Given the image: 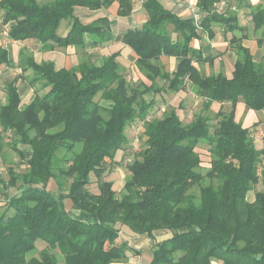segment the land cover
<instances>
[{"label": "trees", "instance_id": "1", "mask_svg": "<svg viewBox=\"0 0 264 264\" xmlns=\"http://www.w3.org/2000/svg\"><path fill=\"white\" fill-rule=\"evenodd\" d=\"M220 1L198 0L199 22L162 0L143 1L147 20L127 29L122 42L134 51L135 64L150 84L127 80L120 51L101 64L83 60L58 69L55 62H38L32 51L21 49V73L6 84V102L0 105V147L9 136L21 156L27 154L19 144L31 152L25 173L10 169L8 182L0 175V184L14 187L6 208L0 209V264H60L58 253L63 264H125L129 245L119 223L149 236L159 228L172 231V237L155 245L148 264H264V190L256 192L253 202L247 200L254 185H264V134L258 148L251 129L236 119L239 102L264 110V59L256 62L234 36L239 56L230 77L221 71L205 75L195 65L213 57H203L194 39L211 34L214 24L227 30L239 26L237 12L229 3L219 11ZM115 2L118 16L132 14L134 0H0V9L11 40L34 39L43 51L76 47L86 52L89 41L99 46L112 40L113 20L101 15L84 22L77 8L99 10ZM251 13L255 31L262 30L264 37V5L251 7ZM67 19L70 28L62 35ZM162 55L178 59L174 71L166 69ZM1 65H14L4 45ZM29 70L33 75L28 78ZM158 78L171 91L183 90L189 81L199 96L231 103L232 109L214 118L198 114L188 123L171 109L146 123L145 146L127 164L130 173L118 196L113 181L103 179L109 168L105 160H115L116 152L127 147L128 126L149 114L155 101L145 95L164 89ZM26 79L35 93L22 108L19 83ZM203 142L211 153V181L205 184L197 150ZM92 172L99 180L98 193L87 187ZM59 176L69 180L68 189ZM49 179L56 181L58 195L48 188ZM196 185L199 200L191 191ZM39 240L47 247L29 257Z\"/></svg>", "mask_w": 264, "mask_h": 264}, {"label": "rangeland", "instance_id": "2", "mask_svg": "<svg viewBox=\"0 0 264 264\" xmlns=\"http://www.w3.org/2000/svg\"><path fill=\"white\" fill-rule=\"evenodd\" d=\"M144 0H135V6L138 8V10L135 11V18L142 21L144 18L142 16L141 11L142 9V3ZM227 3H229L230 0H226ZM193 8V7H192ZM191 9V8H190ZM140 11V12H139ZM114 6L111 8H107L105 10H97L92 11L86 7H79L76 10V14L81 18L82 21L88 22L92 19L100 16L102 13H108L111 17L117 18L118 20H114L115 23L117 22L118 30H121L123 28V25L121 24L122 18H118V16L115 13ZM141 13V14H140ZM192 13L193 10H192ZM193 16V15H192ZM200 16V15H199ZM71 19H67L62 23V29L65 27H70ZM115 23L113 26H115ZM3 26L0 24V33H3ZM5 35V34H3ZM119 38H115L113 36L111 41L105 42L102 45H99L97 47H87L86 52H81L80 49L76 47H68L66 49L60 50V57H64L67 59H71L72 55H74V61L77 62L76 64L80 63L83 60H90L95 63H102L104 58L111 53L115 51H120V56L118 57V61L121 65L122 73L125 75L127 80L137 85L144 81L147 84H150L149 80H146L143 73L139 71L137 68L134 57L132 52L121 42H119ZM28 46H24V48L30 50L31 48H35L36 42L30 41L27 43ZM18 46L16 45V48ZM64 63H61L59 65H63ZM71 60L66 62L64 65L70 66ZM75 64V65H76ZM170 68H173L175 65V62L168 63ZM201 70L203 74L209 73L215 74L218 73L216 70L219 66H207L205 63H202ZM222 72H224L226 75L231 76L232 70L231 65L225 66L223 64ZM12 73L20 74L21 69L13 70ZM32 72L29 70L26 73V76L32 77ZM147 81V82H146ZM22 82V81H21ZM157 82L159 86L163 87L164 89L160 92H155L151 94H146L145 97L148 100L153 99L155 101L154 105L151 107L149 115H157V117L163 116V114L166 111H169L171 109H176L181 119L188 123L191 120L195 118L198 114L208 115L212 118L215 117V115L220 111H230L232 109L231 103L226 104H220L218 102H212L209 99H206L202 96H199L197 93V87L192 84L191 82H187L186 87L183 90L180 91H171L167 89L169 87V83L158 78ZM41 83H37L35 88H40ZM46 89H40L39 91L43 92ZM35 92H33L34 94ZM26 101V98H24V101L22 103V106H24V102ZM1 104V103H0ZM156 117V118H157ZM155 119L151 117V121ZM236 119L244 124V126H247L251 129L252 137L254 139L255 145L258 148L262 147V137L264 134V110L257 112L251 109H248L243 102H239L236 107ZM145 125H142L139 119L134 120L132 124H130L126 130V135L128 138V142L126 143L127 147L125 150V156L121 160V164L113 166L110 162V159L107 158L105 160L106 165H110L108 170L104 173L103 179L107 181H113L114 188L117 191L118 196H121L123 193L124 184L126 182V179L129 176V170L127 167V164L135 159H137L140 156V152L142 147L145 146ZM138 142L139 150H136L133 146V143ZM11 143V137L7 136L3 140V145L0 147V175L2 176V179L5 182H8L10 178V169H13L15 173H25L28 169V162L27 158L30 154V147L26 145L19 144L20 149H23L26 151V157L21 156L20 153L13 148ZM1 145V144H0ZM209 144L208 143H200L197 150L199 151L203 162H202V168L200 171L204 175V179L202 182L208 183L211 181L210 176L207 174L209 173V169L211 168V153L209 151ZM62 166H66V163H61ZM260 169L264 166V161L260 163ZM61 180L62 183H64V189H68L69 187V180L65 179L63 176H59L58 178ZM21 181V179H20ZM66 181V182H65ZM47 186L52 190L55 194H59L60 190L58 189V185L54 179H49L47 181ZM87 187L94 193L99 192V180L97 175L92 172L91 173V181L87 185ZM264 190V185L262 182L257 183L254 185V187L248 192L247 194V200L250 202H253L256 198V192ZM197 197V200H199L200 197V187L199 185H196L191 190ZM14 193V187L10 186L9 188H5L3 184H0V209L3 210L7 206L8 197L10 194ZM68 208L72 206V202L69 200L67 202ZM124 240V238L122 237ZM129 247L127 248V255L128 258L126 259L127 264H147L149 260L152 258V253L150 248L147 247V244L141 245L143 247L144 251L141 249H138L130 243L128 244ZM47 247V244L43 241L37 242V250L29 255L30 256H39L40 251ZM58 252V250H56ZM59 262L60 264H63V257L58 253ZM212 264H221L220 261L214 260Z\"/></svg>", "mask_w": 264, "mask_h": 264}, {"label": "crops", "instance_id": "3", "mask_svg": "<svg viewBox=\"0 0 264 264\" xmlns=\"http://www.w3.org/2000/svg\"><path fill=\"white\" fill-rule=\"evenodd\" d=\"M197 1L198 0H162L163 4L166 7L173 9L176 13L180 14L183 17H192L193 15L192 7L197 8ZM229 4L232 7V10L237 12L239 26L235 30H227L223 25L214 24L212 26L211 34L204 33L200 29V31L204 33V36L200 39H194L192 41V45L195 48L200 49L203 57L205 58L213 57V61H204V60L196 61L195 65L200 70H201V65H203L202 63H205L207 66H210V65L219 66L216 72H220V71L222 72L223 64H225V66H228L230 64L231 70L233 72L234 64L237 61L238 56H239L238 52L235 49V43L232 42V38L234 36L239 39V41L242 43L243 46L247 47L250 50L253 56V59L256 62H259L264 59V37L262 36V32H261L262 30H260L259 32L255 31L253 16L251 13V7H257L260 4L264 5V0H242L241 2H238V0H230ZM113 6L116 11L115 13L118 16L117 10H118L119 3L115 2L109 8ZM141 6L143 9L141 13H142V16L144 17L142 21L141 20L138 21V19L134 17L135 11L138 10V8L135 6V0H134V10L131 15L118 16V18L120 17L122 18L120 22L123 25V28L121 30H118L117 22L115 23L114 21V20H118L117 18L111 17L108 13L101 14V15H106L111 20H113V24L111 27L112 35L115 36V38H119L120 39L119 42H121L123 46H125L126 48L130 50V52H132L134 61L136 60V54L130 47L126 46L122 42V35L127 29L133 28V27H140L147 20V14L143 7V3ZM105 9L107 8H102L99 10L101 11ZM92 11H97V10H92ZM2 15H3V11L0 9V24L4 28L3 33L2 34L0 33V45H4L7 48H9L14 65L12 66L1 65L0 66V103H1L0 105L6 102L5 86L8 82H10L18 74L17 73L13 75L14 73H12V71L19 69L17 64L20 58L19 56L20 51L21 49H24V46L29 47V45H27L28 42L30 41L36 42L35 48H31L30 51L34 53V57L38 62L53 61L55 62L56 67L58 69L63 68V67L69 68L77 63L74 61V57H73L74 55H72L71 59L60 57L59 55L61 53L60 50L66 49V48L58 47L54 50L43 51L41 50V43L34 39H27L24 41L11 40L7 36L9 24L4 25L2 23ZM114 23H115V26H113ZM69 28L70 27L68 28L65 27L64 29H62V25H61L60 33L62 35H65L68 32ZM16 45L18 46L17 48H16ZM88 47H97V46L94 45L91 41H89ZM69 60H71L72 64L70 66L64 65ZM161 62L165 65L168 71L172 72L177 67L178 59L174 56L162 55ZM173 62H175V65L173 66V68H170L168 63L171 64ZM61 63H64V64L59 65ZM205 75H210V74L206 73ZM145 78L146 80H149L146 76ZM19 92L22 97V103L24 101V98H26V101L24 102V106H22V108H24L30 103V101L34 97V94H33L34 89L30 86V83L27 79L22 80V82L20 81ZM124 156H125V150L124 149L118 150L115 154V158H114L115 160L113 161L114 163H112V165L115 166V165L121 164V160L123 159ZM10 195L7 199L10 198ZM71 210H73V207L71 208ZM118 227L121 229V237H123L124 240L128 242V244L130 243V245L140 250L142 249L143 251L144 249L143 247H141V245L147 244V247L150 248L152 255H153V249L158 242L168 239L172 237L173 235L172 231L168 228L156 229L153 232V236H149L147 233H142V234L136 233L132 231L127 225H122L121 223L118 224Z\"/></svg>", "mask_w": 264, "mask_h": 264}, {"label": "built area", "instance_id": "4", "mask_svg": "<svg viewBox=\"0 0 264 264\" xmlns=\"http://www.w3.org/2000/svg\"><path fill=\"white\" fill-rule=\"evenodd\" d=\"M226 5H227L226 0H221V1L218 3V5H217L219 11H222ZM192 10H193V12H194V13H193V17L196 19V21L199 22V18H200V16H199L198 11L196 10L195 7H193ZM151 117L156 118L157 115H156V117H155V115H149V114H148L144 119H139V121L141 122L142 125H145L146 123H148V122L151 121ZM138 145H139L138 142L133 143V146H134V148H135L136 150H139Z\"/></svg>", "mask_w": 264, "mask_h": 264}]
</instances>
